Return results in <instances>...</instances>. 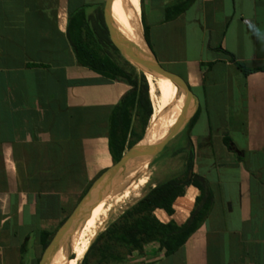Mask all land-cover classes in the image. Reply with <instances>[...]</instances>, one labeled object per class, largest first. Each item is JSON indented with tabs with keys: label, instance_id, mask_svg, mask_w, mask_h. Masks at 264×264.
I'll use <instances>...</instances> for the list:
<instances>
[{
	"label": "crops",
	"instance_id": "obj_1",
	"mask_svg": "<svg viewBox=\"0 0 264 264\" xmlns=\"http://www.w3.org/2000/svg\"><path fill=\"white\" fill-rule=\"evenodd\" d=\"M180 1L144 0L147 48L157 63L180 69L196 96L191 173L206 180L211 203L174 254L152 242L127 264H264V71L243 75L223 52L264 65V0H194L166 22L165 9ZM105 2L0 0V264L39 263L42 233H55L85 185L113 164L110 117L130 86L79 65L70 43L104 55L96 41ZM125 10L139 29V1ZM179 148L183 137L170 152ZM61 166L75 171L59 175ZM198 195L185 186L172 215L154 216L182 225Z\"/></svg>",
	"mask_w": 264,
	"mask_h": 264
},
{
	"label": "trees",
	"instance_id": "obj_2",
	"mask_svg": "<svg viewBox=\"0 0 264 264\" xmlns=\"http://www.w3.org/2000/svg\"><path fill=\"white\" fill-rule=\"evenodd\" d=\"M193 1L194 0H181L179 4L167 7L165 9V21H171L178 17ZM143 3L144 0H139L143 39L147 47L152 51L148 30L144 23ZM103 28V33L100 34L96 42L105 51L104 55L99 56L93 54L82 45L81 41L71 39L70 43L75 49L76 59L79 65L88 67L94 72L110 78L112 81L122 80L130 86V91L121 99L118 105L114 107L110 117L108 152L114 164L119 161L125 148L129 149L142 139L148 121H153L156 116L152 114V107L148 96L149 87L142 72L136 73L135 67L131 66L120 57L119 52L109 40L106 27L103 26ZM108 51H113L122 59L123 63L121 66L117 65ZM223 52L230 57V62L243 75L264 71V65L253 66L249 63L240 62L227 52ZM151 85L161 94L158 87L153 84ZM175 105L177 112L180 113L181 110L187 106V100L185 98L181 99L179 96L175 97ZM132 110H134V116L137 122V126L135 127L131 126ZM197 116L198 112L196 111L179 135L185 139L186 149L179 148L170 153L171 157L180 154L183 155L184 169L181 175L182 177L168 178L151 187L141 199L128 207L119 217L110 222L102 232L97 234L80 264H127L133 252H137L141 255L144 246L152 242L158 243L159 248L164 251V255L169 256L184 245L188 238L200 227L207 217L211 198L205 179L193 173L188 177V173L192 170L194 160L188 132L195 123ZM179 120L180 117L178 115L173 127ZM223 142L227 146L230 144L228 138H224ZM56 154L59 157V153ZM142 156L126 173H129L136 164L142 160ZM56 171L59 175L62 174L67 176L72 175L75 169L70 166H61L56 168ZM146 181L147 177L145 173L142 184ZM91 183L92 182L86 184L82 189L79 200L84 196ZM189 185L195 187L199 191V195L195 198L194 208L190 217L182 225H177L173 221L161 223L154 216V211L160 209L168 215H172L173 201L177 197L182 196L184 187ZM66 218L67 217L62 219L58 228ZM53 235L54 233H42V252Z\"/></svg>",
	"mask_w": 264,
	"mask_h": 264
},
{
	"label": "bare ground",
	"instance_id": "obj_3",
	"mask_svg": "<svg viewBox=\"0 0 264 264\" xmlns=\"http://www.w3.org/2000/svg\"><path fill=\"white\" fill-rule=\"evenodd\" d=\"M138 1L113 0L110 6V13L119 31V33L115 31V34L120 43L133 52L151 58L143 39V33L140 31V28H136L130 22L126 15L125 9L133 6ZM144 76L150 88L148 96L151 102L152 114L156 116L152 122V125H154V132L150 139L152 140L161 138L172 130L177 117L175 97L179 96L183 99L184 96L177 91V88L169 79L150 74L146 71L144 72ZM150 83L158 87L161 94ZM149 158L150 154H144L141 158L142 160L140 159L141 161L129 173L122 174L109 195H106V188L99 190L95 194V199H99V201L92 205L90 211L85 213L66 233L62 240L54 246L47 264H53L56 255L60 252L63 253L55 264H70V260L73 261V264L81 262L89 246H91V242L98 234L97 232L104 227L110 216L131 199L139 197L141 188L147 183L146 181L142 184L148 168ZM90 215L91 217L89 218ZM83 223L85 225L79 229ZM69 252L73 254L72 258L68 257Z\"/></svg>",
	"mask_w": 264,
	"mask_h": 264
},
{
	"label": "water",
	"instance_id": "obj_4",
	"mask_svg": "<svg viewBox=\"0 0 264 264\" xmlns=\"http://www.w3.org/2000/svg\"><path fill=\"white\" fill-rule=\"evenodd\" d=\"M113 0H106L104 7V21L108 32L109 40L112 45L117 49L120 56L128 62L131 66L140 70L144 76V72H149L157 76L165 77L169 79L177 88V91L187 100V106L185 107L184 113L178 123L173 127V129L161 138H156L148 141H144V136L142 139L125 151L118 162L112 164L110 167L104 169L91 183L90 187L80 199L72 213L66 218V220L60 225L57 231L54 233L50 239L48 245L43 250L40 261L38 264H47L50 253L55 245H57L66 233L72 228V226L87 212L90 211L92 205L97 203L99 199H95V194L101 190L105 189L106 195H109L113 187L119 181V177L126 173L128 169L143 155V154H157L176 136H178L195 111L196 106V96L187 86L185 80L178 74L166 70L162 65L156 62V60L151 56V58L145 57L141 54L133 52L132 50L126 48L118 38L116 37V32L118 31L115 26L111 13L110 6ZM119 33V31H118ZM151 55V54H150ZM145 77V76H144ZM146 80V79H145ZM191 172L188 173L190 177Z\"/></svg>",
	"mask_w": 264,
	"mask_h": 264
},
{
	"label": "rangeland",
	"instance_id": "obj_5",
	"mask_svg": "<svg viewBox=\"0 0 264 264\" xmlns=\"http://www.w3.org/2000/svg\"><path fill=\"white\" fill-rule=\"evenodd\" d=\"M140 31L142 32V24H141V27H140ZM162 66L166 70L171 71V72H175V73H180L181 72L180 69L174 68V67H172L170 65H167V64L162 65ZM137 71L141 72L140 70H137ZM185 82H186L187 86L189 87V89L191 90L190 84L187 81V79H185ZM147 85H148V83H147ZM152 122L153 121H150V120L148 121L147 127H146L144 135H143L144 136V141H148L152 137V134L154 132V125H152ZM181 137L182 136H176L175 138H173L170 141V144L166 145L164 147V149H162V152H160L161 154H158L157 156H156V154H151L150 155L148 168L146 170L147 183L144 185V187L141 188L140 193H139V197H137L136 199H131L130 201H128L127 203L122 205L114 214H112L110 216L109 220L107 221V223L104 225V227L100 231L97 232L98 234L100 232H102L110 222L114 221L117 217H119L123 213V211H125L128 207L132 206L137 200L141 199L143 197V195L153 185H155L156 183H158L160 181H163L165 179L170 178V175H172V174H175V175H173L174 176L173 178H181L182 177L181 176L182 174L178 175L177 172H176V171H180L181 169L182 170L184 169V167H182V165H183V158H181L182 155L180 154V155L175 156V157H171L170 156V153H171L170 149L172 147L175 148V143H177L179 141V139H181ZM169 172H170V174H169ZM171 178H172V176H171ZM91 215L89 216V218L91 217ZM85 223H83L79 227V229L82 228L85 225ZM62 253L63 252H60V253H58V255H56L53 264L56 263V261L62 255ZM68 257H73V254L71 252H69L68 253ZM69 262H70V264H73L72 260H70ZM78 264H80V262H78Z\"/></svg>",
	"mask_w": 264,
	"mask_h": 264
}]
</instances>
